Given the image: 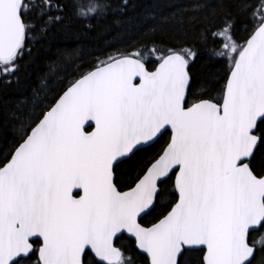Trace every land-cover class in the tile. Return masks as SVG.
<instances>
[{
	"label": "snow or ice",
	"instance_id": "1",
	"mask_svg": "<svg viewBox=\"0 0 264 264\" xmlns=\"http://www.w3.org/2000/svg\"><path fill=\"white\" fill-rule=\"evenodd\" d=\"M128 4L0 0V79L67 11L91 26ZM149 21L144 35L181 42L52 67L10 115L0 264H264V0H189ZM201 52L223 75L194 87Z\"/></svg>",
	"mask_w": 264,
	"mask_h": 264
},
{
	"label": "trees",
	"instance_id": "2",
	"mask_svg": "<svg viewBox=\"0 0 264 264\" xmlns=\"http://www.w3.org/2000/svg\"><path fill=\"white\" fill-rule=\"evenodd\" d=\"M87 7L90 0H80ZM189 0H129L127 9L123 15L119 13L109 14L100 20L89 22L77 19L69 10L65 14L63 25H57L45 39L29 45L31 54L26 55L21 62V70L16 79L10 83L0 80V143L12 138L17 125L10 119L21 98L30 95L31 90L44 76H49L50 68L90 63L97 55L110 50L112 46H123L130 40H143L149 43L151 40H162L167 44L180 43L179 33L165 28L155 36L144 35L151 26V21L141 25L147 11L155 9L161 14H168L175 10L177 5H185ZM118 0H114V6ZM227 10V9H224ZM220 9H217L219 12ZM122 23L117 26L115 21ZM130 22V23H129ZM189 40L195 39L194 33H190ZM194 87L208 79L219 80L223 75V67L209 56L201 52L200 61L195 69ZM200 89H197L200 94ZM163 141H161V145ZM161 145H157L152 151H158Z\"/></svg>",
	"mask_w": 264,
	"mask_h": 264
}]
</instances>
